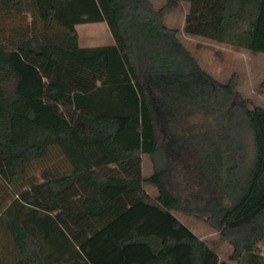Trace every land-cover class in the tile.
Segmentation results:
<instances>
[{"label":"trees","instance_id":"obj_1","mask_svg":"<svg viewBox=\"0 0 264 264\" xmlns=\"http://www.w3.org/2000/svg\"><path fill=\"white\" fill-rule=\"evenodd\" d=\"M181 1L187 35L264 54V0H0V264H219L173 210L264 264V108L165 26Z\"/></svg>","mask_w":264,"mask_h":264},{"label":"rangeland","instance_id":"obj_2","mask_svg":"<svg viewBox=\"0 0 264 264\" xmlns=\"http://www.w3.org/2000/svg\"><path fill=\"white\" fill-rule=\"evenodd\" d=\"M149 1L156 9H160L168 2V0ZM188 10V2H178L176 7L165 15L163 20L165 26L179 30L180 41L202 70L220 83L233 81L237 92L248 100L250 108H264V54L253 53L203 37L187 35L184 32V24ZM76 28L81 47H96L113 43L112 35L105 22L80 24ZM142 169L145 179L154 172V163L147 155L142 157ZM144 189L154 200L157 199L158 190L155 186L145 183ZM172 212L216 251L219 264H237L233 245L221 237L206 217L187 214L179 210ZM259 249L264 253V242L259 244Z\"/></svg>","mask_w":264,"mask_h":264},{"label":"crops","instance_id":"obj_3","mask_svg":"<svg viewBox=\"0 0 264 264\" xmlns=\"http://www.w3.org/2000/svg\"><path fill=\"white\" fill-rule=\"evenodd\" d=\"M77 27V26H76ZM76 30H77V28H76ZM79 38V37H78Z\"/></svg>","mask_w":264,"mask_h":264}]
</instances>
